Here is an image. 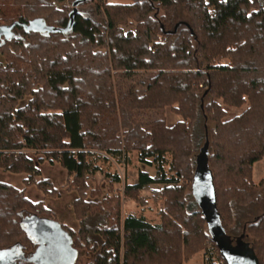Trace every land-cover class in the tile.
Returning <instances> with one entry per match:
<instances>
[{
    "label": "trees",
    "instance_id": "trees-1",
    "mask_svg": "<svg viewBox=\"0 0 264 264\" xmlns=\"http://www.w3.org/2000/svg\"><path fill=\"white\" fill-rule=\"evenodd\" d=\"M74 1L0 0V27L14 24L0 37V169L58 197L48 179L36 180L41 173L25 151L60 164L67 190L77 194L71 208L79 228L60 226L91 257L86 264H182L207 250L226 264L189 199L197 172L211 184L212 214L224 233H244L264 264V212L253 213L264 206V177L252 180L253 164L264 158V0H82L70 22ZM69 23L66 32L47 30ZM133 23V31L123 29ZM218 100L247 106L229 118ZM166 106L182 120L167 126L162 117H138ZM93 151L117 158L136 151L140 163L155 166L153 176L140 170L123 198L144 204V186L169 184L152 192L163 200L159 224L122 216V196L111 187L116 173L107 195L95 198L100 191L87 182ZM180 176L183 184L171 185ZM32 216L54 220L24 188L0 182V250L32 255L37 245L22 224Z\"/></svg>",
    "mask_w": 264,
    "mask_h": 264
},
{
    "label": "rangeland",
    "instance_id": "rangeland-1",
    "mask_svg": "<svg viewBox=\"0 0 264 264\" xmlns=\"http://www.w3.org/2000/svg\"><path fill=\"white\" fill-rule=\"evenodd\" d=\"M110 3L118 2L122 4H130L132 0H108ZM84 10L90 15H92L91 7L88 6ZM177 19L184 21L187 19V15L184 9L179 6L177 8ZM125 31L134 30V23L132 25L123 26ZM1 59V57H0ZM228 60H222V63H227ZM124 84V83H123ZM218 102L223 106V108L227 111V117H233L239 115L247 106V104L242 105L241 107H230L224 105L221 100ZM176 106V104L174 105ZM169 116L174 118L173 122H170ZM138 117L142 119H152L154 117H162L165 120L167 126H173L175 123L182 120L181 116L176 114L172 107L166 106L164 109L159 111H146L140 112ZM188 123V121H186ZM194 142L197 145L202 146L204 144V140L200 138V135L195 134ZM26 155L31 158L36 165V168L39 169L41 176L37 177L36 180L41 178L48 179L52 186L58 191V197H49L40 191L35 185H28L27 187L23 184V179L26 177L25 174H14L10 172L3 171L0 169V182L10 184L18 189L24 188L25 196L32 202H43L44 206L48 208L52 212L53 219L59 223L63 224L67 228L77 231L79 228V222L75 218L71 203L73 199L77 197L76 192L67 190L66 181L68 179V175L66 171L60 166L57 161H49L43 152H34V151H25ZM165 164L164 169L169 176L173 173L170 170V161L171 156L169 154L165 155ZM87 161L91 163V167L93 168V176L88 179L89 188L91 190L99 189V194L95 196L97 199H101L107 195L108 187L110 186L109 179L111 175L117 174L120 178L119 182H116L111 185L114 194L119 193L122 196V216H126L128 214H132L134 216H143L148 222L151 224H159L160 223V211L162 210V199H154L152 196V192L154 190H160L161 188L169 185L167 183H160L157 189H152V187L144 186L140 190V195L144 200V204L137 203L129 198H123V188L126 184H134L137 181L138 172L140 170L148 172L151 176L155 174V166L142 164L138 160V152L132 151L127 154H122L120 158L107 156L101 152H89L87 155ZM264 177V158L255 162L252 167V180L255 184H258L261 179ZM206 181V179H204ZM183 184V177L180 176L178 181L171 184L176 186H181ZM189 199L193 205L194 209L201 210L202 207L197 203L195 197L191 195V190L188 191ZM88 198H92L90 196V192L87 194ZM264 212V206L260 209H256L253 211L255 214H260ZM26 216H24L25 218ZM29 221L35 220V217L27 218ZM37 220V219H36ZM53 220V221H54ZM50 222L52 220H49ZM23 226L27 228V221L22 222ZM16 254L18 255L17 259L14 260L16 263L21 260L20 264H86L87 261L91 258L84 250L76 251L75 258L73 261L68 260L66 258L57 259L56 257H47L42 261H32L29 260L31 257L30 254H22L19 256V247L16 246ZM204 251H200L196 253L191 259L183 262L182 264H204ZM30 256V257H28ZM28 257V258H26ZM26 258V259H25ZM13 262V263H14Z\"/></svg>",
    "mask_w": 264,
    "mask_h": 264
},
{
    "label": "water",
    "instance_id": "water-1",
    "mask_svg": "<svg viewBox=\"0 0 264 264\" xmlns=\"http://www.w3.org/2000/svg\"><path fill=\"white\" fill-rule=\"evenodd\" d=\"M82 0H75L73 3V9L70 12V22L72 21V15L75 12L77 4ZM70 24L66 28L52 29L49 31H62L66 32L70 28ZM14 24L8 28L0 27V36L7 34ZM25 27V26H24ZM26 29H37L33 24L27 25ZM192 194L195 200L202 207V211L206 216L208 229L217 243L221 256L226 264H257V258L254 250L249 246L248 242L244 241V233L235 238V245H229V236H227L218 220L212 214V188L209 181H204L199 177L198 173H195ZM27 234L35 241L36 249L32 253L29 260L34 262L42 261L43 255L46 257H56L57 259L65 258L73 261L75 258L76 250L72 246V241L69 235L61 228L60 224L56 221L39 220L35 219L27 221ZM16 246L0 250V264H12L18 255L16 254ZM42 251V256L41 255ZM44 251V252H43ZM19 256L22 255V251L19 248ZM72 264V263H67Z\"/></svg>",
    "mask_w": 264,
    "mask_h": 264
},
{
    "label": "built area",
    "instance_id": "built-area-1",
    "mask_svg": "<svg viewBox=\"0 0 264 264\" xmlns=\"http://www.w3.org/2000/svg\"><path fill=\"white\" fill-rule=\"evenodd\" d=\"M204 264H222V262L216 259L215 253L212 250H207V254L203 260Z\"/></svg>",
    "mask_w": 264,
    "mask_h": 264
},
{
    "label": "flooded vegetation",
    "instance_id": "flooded-vegetation-1",
    "mask_svg": "<svg viewBox=\"0 0 264 264\" xmlns=\"http://www.w3.org/2000/svg\"><path fill=\"white\" fill-rule=\"evenodd\" d=\"M1 37V36H0ZM236 238V237H235ZM235 238H231V237H229V245H231V246H234L235 245ZM44 252V251H43ZM23 254V253H22ZM41 255H39V256H42V251H41V253H40ZM26 256V255H25ZM28 257H30V256H28ZM28 257H26V258H28ZM25 258V259H26ZM47 257L45 256V255H43V258H41V259H46ZM66 258V257H65ZM21 263V260L20 261H18L17 263H16V261L14 262V263H12V264H20Z\"/></svg>",
    "mask_w": 264,
    "mask_h": 264
},
{
    "label": "crops",
    "instance_id": "crops-1",
    "mask_svg": "<svg viewBox=\"0 0 264 264\" xmlns=\"http://www.w3.org/2000/svg\"><path fill=\"white\" fill-rule=\"evenodd\" d=\"M169 119H170V122L174 121V118H172L170 116H169ZM147 186L152 187V189H157L159 186H161V184L160 183H153V184H149Z\"/></svg>",
    "mask_w": 264,
    "mask_h": 264
},
{
    "label": "bare ground",
    "instance_id": "bare-ground-1",
    "mask_svg": "<svg viewBox=\"0 0 264 264\" xmlns=\"http://www.w3.org/2000/svg\"><path fill=\"white\" fill-rule=\"evenodd\" d=\"M192 189V188H191Z\"/></svg>",
    "mask_w": 264,
    "mask_h": 264
}]
</instances>
